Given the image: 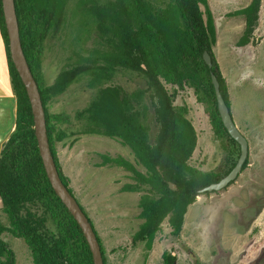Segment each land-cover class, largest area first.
I'll return each mask as SVG.
<instances>
[{
	"label": "trees",
	"instance_id": "1",
	"mask_svg": "<svg viewBox=\"0 0 264 264\" xmlns=\"http://www.w3.org/2000/svg\"><path fill=\"white\" fill-rule=\"evenodd\" d=\"M67 1L15 0L24 53L42 96L52 154L64 184L74 195L56 152V142L70 136L57 123L69 120L62 114L49 113L48 103L83 75L91 76V86L110 77L116 68L144 75L148 87L131 94L113 85L99 88L90 104L77 113L76 118L83 121L82 128L71 134L120 138L131 148L137 162L147 169L141 172L133 162L118 159V164L131 171L135 179L126 190L138 191L140 184L148 186L141 200L140 215L144 222L133 240L145 241L146 248L151 250L163 221L167 218L172 233L180 235L185 214L199 190L221 178V172H206L190 165L198 135L187 117V108L174 104L169 85L194 88L200 100L206 101L211 108L210 120L222 146L228 148L225 138L236 143L222 123L211 78L214 72L231 110L226 79L213 54L217 42L213 13L208 0H105L101 3L91 0L96 4L87 12L112 43L111 50L103 56L105 63L97 59L84 60L62 70L54 83L47 86L42 76L43 45L48 35H57L64 27ZM86 1L76 0L74 14L80 13V4ZM261 2L252 0L238 11L246 18L244 36L247 42L258 26ZM0 31L17 100L15 128L0 152V198L8 219L7 225L0 224V264H16L15 252L2 238L5 232L24 239L33 264H94L81 227L57 196L46 173L35 135L31 103L11 58L2 0ZM206 50L212 57V68L203 59ZM145 93L150 95L158 124L154 143L150 140V127L143 120L145 114L139 109ZM247 163L248 160L244 169ZM171 183L177 189H172ZM95 232L104 262L108 264L105 248L96 229ZM164 258L166 264H173L175 259L166 251Z\"/></svg>",
	"mask_w": 264,
	"mask_h": 264
},
{
	"label": "rangeland",
	"instance_id": "2",
	"mask_svg": "<svg viewBox=\"0 0 264 264\" xmlns=\"http://www.w3.org/2000/svg\"><path fill=\"white\" fill-rule=\"evenodd\" d=\"M251 1L208 0L210 9L215 11L214 22L217 31L213 54L226 79L234 121L247 137L250 147V163L236 182L223 190L200 193L189 205L185 226L181 231V238L184 240L182 243L190 245L200 256L199 260H206L209 264L212 263L214 251L208 240L211 236L215 242L222 235L224 252L232 249L235 252L233 257L242 254L248 247L249 229L247 230L242 222L248 218V214L238 218L233 210H240L247 205L251 198L250 184L257 176L254 172L264 171V0L261 2L258 26L249 42L244 36L245 15L238 14V11L248 6ZM96 2H82L79 6L80 13L74 14L73 11L77 8L76 0L67 1L64 27L57 35H48L44 41V85H52L62 70L85 62L84 60L97 59L99 63H105L103 56L111 50L112 43L108 42V35L104 34V30L87 12ZM7 60L5 42L0 35V152L15 128L16 119L17 100ZM90 79L89 75L81 76L64 93L48 103L49 113L62 114L69 120L57 123L70 133V136L56 142L61 167L69 179L74 196L91 219L102 241L108 264H163L162 253L171 244L176 243L177 237L172 236V227L166 218L162 229L157 233L161 241L158 240L155 244L153 241L151 250L146 248L145 241L134 242V235L144 222L140 215L143 209L141 200L146 195L148 186L140 184L138 191L126 190L134 184L135 179L131 171L118 164V159L133 162L141 172L145 173L147 169L137 162L131 148L120 138L71 134L82 128L83 121L76 118L77 113L90 104L99 88L113 85L122 88L126 94H131L146 89L147 80L140 72L124 68H116L110 77L102 79V82L95 86L90 85ZM169 89L174 94V104L187 108V117L198 135L190 165L206 172H224L230 169L239 158L240 146L227 138L224 143L228 148L222 146V140L216 137L213 130L209 104L203 99L200 100L194 88L189 86L173 88L169 85ZM151 104L150 95L145 93L139 109L145 114L143 120L150 127V140L154 143L157 139L158 124ZM212 198L220 202L219 210L217 208L215 213L211 209ZM225 198L228 200L222 202ZM201 210L205 213H200ZM214 217L216 220L210 222ZM196 222L200 229H204L203 233L193 231ZM0 224H8L1 198ZM261 230L264 234V224L261 225ZM166 236H169L167 240L162 241ZM198 236H202V241L197 240ZM170 237L171 240L168 241ZM2 238L15 252L16 264H33L30 249L24 239L8 232H5ZM174 246L178 253L175 264H191L181 245Z\"/></svg>",
	"mask_w": 264,
	"mask_h": 264
},
{
	"label": "water",
	"instance_id": "3",
	"mask_svg": "<svg viewBox=\"0 0 264 264\" xmlns=\"http://www.w3.org/2000/svg\"><path fill=\"white\" fill-rule=\"evenodd\" d=\"M2 8L8 32L11 58L26 88L31 103V113L34 117L35 135L38 141L40 155L42 157L48 178L57 196L66 205L70 213L73 215V217L81 227L92 252L94 264H105L101 244L98 240L95 229L76 197L64 184L59 174L54 156L52 154L42 96L39 90L38 83L32 73L28 60L24 53L20 36V27L18 23L15 0H2ZM203 59L210 68L213 67L212 57L207 50L203 53ZM211 78L217 100L216 105L218 106V112L221 117L222 123L226 128L228 134L239 144L240 155L238 161L236 162L233 169L229 172V174L223 177L220 181L211 183L201 188L199 190V193L220 190L227 186L231 181L236 179L238 174L242 171L243 165L249 155L248 139L235 123L231 110L226 104V101L222 95L220 82L214 72H211ZM170 186L174 190L177 189V186L173 183H171Z\"/></svg>",
	"mask_w": 264,
	"mask_h": 264
},
{
	"label": "flooded vegetation",
	"instance_id": "4",
	"mask_svg": "<svg viewBox=\"0 0 264 264\" xmlns=\"http://www.w3.org/2000/svg\"><path fill=\"white\" fill-rule=\"evenodd\" d=\"M238 159H237V161H238ZM247 160H248V163H247V166H248L250 163V147H249V155H248L246 161ZM236 162H234V163L236 164ZM235 164L232 165L230 169H228L227 173H225L226 171L221 172L220 180L223 177H225L227 174H229V172L233 169ZM243 170H244V165H243L242 171ZM242 171L238 174V176L242 173ZM254 173L257 176H256V178H254L252 180V182L250 184L251 185V192H250L251 198H250V200L248 201L247 205L242 207L240 210L239 209L233 210V213L235 214L236 217L238 216V218L239 217L241 218V216L243 217V215H245L246 213L248 214V218L245 221L242 220V222H244L245 226L247 227V230L249 229L248 247H246V249L242 252V254L233 257L235 252L232 249L226 250V252H224V249L222 246V240H221L222 235H220L215 242H214V239L211 238L213 236H211L210 238H208L209 244H211L214 247V251H212L213 252L212 258L213 259L211 260L212 261L211 264H264V234H263V230H261V225L264 224V221H263V219H264V171L263 172L255 171ZM238 176H237V178H238ZM237 178L234 179L233 181H231L227 186H225L224 188H222L220 190L228 188L231 184L236 182ZM212 183H214V182H212ZM259 190H260V192H259ZM214 191H217V190H214ZM208 192H211V191H208ZM226 200H228V198H225L221 201L223 202ZM212 202L213 203H212L211 209L214 210V213H215L217 208L219 210L218 205H220V202H218V200L216 198H212ZM200 213H205V212L204 211L202 212V210H201ZM214 216H215V214H214ZM215 220H216V217H214L213 219H210V222L213 223ZM198 221L199 220L197 219V222ZM184 222H185V218H184ZM184 222H183V227L185 226ZM197 222L194 225V227L192 228L193 231L203 233L204 229L203 228L200 229L197 226ZM141 224H140V226H141ZM169 226L171 227V225H169ZM172 230H173V228H172ZM182 230H183V228H182ZM210 234H212V232L209 233V235ZM173 235L174 234L172 233V236ZM168 237L169 236H166L164 238V240H162V241L167 240ZM175 237H177L175 244L181 245L184 252L189 257L191 264H209L206 260L200 261L199 260L200 256L197 254V252L195 250L193 251L190 248L191 247L190 245H188L184 242H183L184 244L182 243L183 240L181 238V233H180V235L175 236ZM158 240L161 241V238L157 237V235H156L153 239L154 244H155V242H158ZM170 240H171V237L168 241H170ZM197 240L202 241V236L199 237ZM175 244H173V245L171 244L168 247V250L166 251V252H170L175 257L173 264H175V262L178 259V253L174 250ZM161 258H162V263L166 264L165 260H164L165 259L164 253H162ZM219 260H220V262H218ZM107 263H108V261H107Z\"/></svg>",
	"mask_w": 264,
	"mask_h": 264
},
{
	"label": "crops",
	"instance_id": "5",
	"mask_svg": "<svg viewBox=\"0 0 264 264\" xmlns=\"http://www.w3.org/2000/svg\"><path fill=\"white\" fill-rule=\"evenodd\" d=\"M211 3V2H210ZM212 5V4H211ZM212 8V7H211ZM212 13H213V16H214V18H215V11L213 10V8H212ZM261 21V20H260ZM0 35H2V34H0ZM187 218V216H185V219ZM183 240V239H182ZM184 241V240H183ZM168 250V248H166V250L165 251H167Z\"/></svg>",
	"mask_w": 264,
	"mask_h": 264
},
{
	"label": "clouds",
	"instance_id": "6",
	"mask_svg": "<svg viewBox=\"0 0 264 264\" xmlns=\"http://www.w3.org/2000/svg\"><path fill=\"white\" fill-rule=\"evenodd\" d=\"M188 212V211H187ZM187 212H186V214H187ZM186 214H185V216H186ZM185 218V217H184Z\"/></svg>",
	"mask_w": 264,
	"mask_h": 264
}]
</instances>
